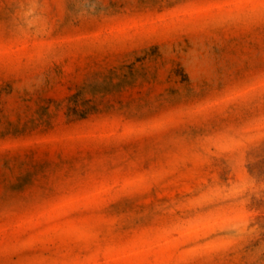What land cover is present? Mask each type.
Segmentation results:
<instances>
[{"label":"rangeland","instance_id":"1","mask_svg":"<svg viewBox=\"0 0 264 264\" xmlns=\"http://www.w3.org/2000/svg\"><path fill=\"white\" fill-rule=\"evenodd\" d=\"M0 264H264V0H0Z\"/></svg>","mask_w":264,"mask_h":264}]
</instances>
